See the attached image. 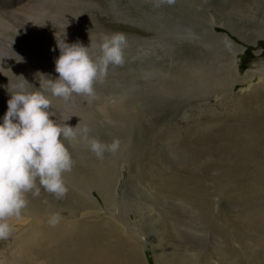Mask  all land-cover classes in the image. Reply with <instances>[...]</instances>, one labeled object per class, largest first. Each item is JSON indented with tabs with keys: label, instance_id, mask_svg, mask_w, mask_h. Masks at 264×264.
<instances>
[{
	"label": "rangeland",
	"instance_id": "rangeland-1",
	"mask_svg": "<svg viewBox=\"0 0 264 264\" xmlns=\"http://www.w3.org/2000/svg\"><path fill=\"white\" fill-rule=\"evenodd\" d=\"M10 1L14 0H0V7ZM233 1V7L228 8L233 9L232 16L223 9L222 20L234 23L246 37L241 36L238 28L236 32L223 24L215 26L216 32L228 35L244 47L237 53L240 77L233 92L227 91L225 71H222L223 82L216 80L210 85L207 81L192 94L161 92L152 83L154 74L141 79L146 62L166 59L181 47L186 52L193 50L199 57L203 53L207 61L215 59L216 49L210 43L208 29L197 27L199 31L190 34L189 28L178 26L171 19L172 5L165 3L157 8L152 0H23L12 11L0 13H10L0 17V46H6L12 53L0 58V123L10 98L7 88L14 89L8 81L16 79L20 84L24 78L28 84L25 87L36 91L41 87L42 77L55 79L46 72L44 64L51 61L47 66H52L54 75L57 74L54 69L60 54L57 39L70 44L79 41L87 47L90 37L95 40L101 32L125 34V62L113 66L116 69H108L105 80L94 85L95 96L73 95L65 101L46 93L52 102L48 111L55 113L50 119L59 123L67 120L65 123L73 127L79 123L81 127L93 124L115 133L113 139H120L121 148L115 154L106 152L104 155L112 156V161L117 163L114 162L115 169H112V175L120 179L117 188L115 186L117 196L129 203H140V212H145L150 219L145 217L147 222L132 226L144 230L152 239L155 232L166 233L170 250L181 260L179 264H264V136L261 135H264V100L252 91L254 88L246 89L250 83L261 81L259 77L264 74V18L261 17L264 0L260 3H256L259 0ZM229 2L222 0L225 4ZM64 6L75 16L79 28L72 33L47 34L39 19L70 21L63 15ZM215 16L217 13L203 14L199 20L208 25L210 17ZM255 34L261 35L256 44L252 42ZM222 53L229 64L233 50L222 45ZM131 86H136V90L130 91ZM123 90L130 93L129 97L141 91L138 102L129 110L135 113L132 133L129 130L127 134L135 139L130 147L124 145L128 139L120 137L128 129L124 128L125 118L121 117L123 111L119 109L120 104L126 102L120 94ZM72 103L82 105L83 114L80 111L79 114ZM84 108L89 113H84ZM142 126L146 127L144 133ZM251 142L260 145L262 152L250 149ZM64 143L71 147L69 150L78 146L81 150L80 143L73 142L70 147L67 141ZM173 173L182 184L201 191L188 197L184 191L165 190L160 179ZM94 197L103 204L98 192ZM124 214L127 218V212ZM131 217L134 219V214ZM150 227L158 231L150 232ZM8 239L0 240V249L9 247ZM142 254L146 264H158L151 244L144 247ZM0 262L5 261L0 259Z\"/></svg>",
	"mask_w": 264,
	"mask_h": 264
},
{
	"label": "bare ground",
	"instance_id": "bare-ground-1",
	"mask_svg": "<svg viewBox=\"0 0 264 264\" xmlns=\"http://www.w3.org/2000/svg\"><path fill=\"white\" fill-rule=\"evenodd\" d=\"M22 1L23 0H14L8 2L4 6L0 7V13L12 11L13 8L18 7ZM229 1L227 0L229 3L225 4L222 3V0H206L207 3L203 2V0H175V3L172 4L173 14L171 19H174L178 26H186L189 28L190 34H192V32L197 33V31H199L197 30V27L208 29V37L209 40H211L210 43L216 49L214 52L215 59L212 61H207V56L205 57L203 53L202 56L199 57L196 53L192 52L193 50L191 53L190 51L186 52L182 50V47L180 49L177 48L178 51L174 55H171L170 53L166 59L162 58L163 60H155L153 58L154 61H150L149 63L146 62V65L141 71L143 73L141 75V79L145 80L146 77H151L152 74H154V77L152 76V83L157 89H160L161 92L171 93L173 91H183L184 94H192L198 88L204 87V83L207 81H209L210 85H213V81H222V71H225L224 75L227 80L226 86H228L227 91L233 92L235 84L238 82L240 77L237 65V53L243 51L244 47L235 42L228 35L216 32L215 26H222L223 24L233 28L232 30L235 29L236 32L238 28V32L242 34L241 36H243V38L246 36H244L245 33H243L239 27L235 26L234 23L224 18L223 19L226 22H223L222 20V16L224 15L222 14L223 9H227L225 14L232 16L233 9L228 8L233 7L232 5L234 4V1ZM239 2L241 3L242 0H239ZM258 2L260 3V0L256 1V3ZM62 10L63 15L67 16L69 18L68 20L70 21H50L49 18L45 17L39 19L42 20L39 23L40 26L47 34H57L61 32L72 33L74 30L79 28L78 25L75 24V16L73 15L72 17L68 6L62 7ZM213 13H217V16L210 17L208 25L199 20L201 15H212ZM9 14L10 13L0 14V17L8 16ZM255 15L260 17L258 16L257 12H255ZM263 16L261 17L264 18ZM162 25L164 24L162 23ZM259 36L261 35L255 34L253 37L254 39L252 42L254 44L257 43L258 38H260ZM239 38H241L240 35ZM222 45L224 47L228 46L229 49L233 50V55L231 58L232 61L230 60L231 62L229 64L225 60L226 56H222ZM8 55H12L11 51H8L7 47L4 45L0 46V58H7ZM49 62L51 61H48L44 64V68H46V72H48L50 76L57 78L58 73L54 75L52 66H47ZM110 67L116 69L117 66L113 67L110 65L109 69ZM250 78L253 79V76ZM259 78H262V80L258 83H250L246 89L252 90L254 88L252 91L258 93L262 97V101L264 100V74ZM246 79L244 78L243 80ZM224 80L225 79H223V81ZM8 83L11 88H15V86L18 85L16 79L8 81ZM135 87L136 86H131L130 91H135ZM222 88L223 87H221V89ZM139 90H141V88ZM215 93L217 94L219 92L217 91ZM120 94L122 95L123 99L126 100V102L123 101V105L122 103L120 104L119 109L123 111L121 117L125 118L124 120L126 127L124 128H128L127 131L124 129V131H126L123 132L125 135L120 137H126L128 141L127 143H124V145L126 147H130L131 143L135 142V139L132 134H127L130 128L134 126L131 122H133V119H135V113L132 111L130 112L129 110H132V106H135V103L138 102V97H141V91H139V94H135L136 96L131 95V97H129L130 93L127 94L125 90L121 91ZM77 97L79 98L80 96L77 95ZM144 97L147 99L149 98L147 94H145ZM133 100L135 102H133ZM74 105L75 106H71L73 108L75 107L77 112L80 114V108H82V105ZM110 107L111 106H109V108ZM110 109L112 110L113 107ZM104 110H108V108H104ZM83 111L84 113H89L85 108ZM131 113L134 115V117L131 116ZM129 114L131 115L129 116ZM91 117H94V115ZM77 121L73 122L76 124ZM89 128L91 129V136L97 137L105 143L111 142L115 136V133L110 131L109 133L107 131L108 129L105 130L99 126L94 127L93 124ZM145 129L146 127H143V133L145 132ZM261 135L264 136L263 134ZM80 144L81 150L78 148L79 146L76 147V149L73 147V149L69 150L72 156L73 166L70 171L64 173V180L68 188L66 197L64 199L57 200L52 194L47 193L43 189H41L39 196L34 197L31 194L28 195L27 198L29 203L27 208L23 210L21 217L19 219L13 218L9 221L13 227V233L8 239L9 247L0 249V259H4L5 261L3 263L0 262V264H146L142 251L147 244L152 245L158 264H166L168 261L171 262V264H179L181 260L179 258H175L172 250H170L171 245L167 242L168 237L166 233H160L158 229H153L150 227V232H154L155 230L158 231L157 233L155 232L156 235L154 233L152 239L147 237L148 235H146L144 230H141L139 227L134 228V226H132V224H137V222L140 224L141 221L147 222L146 218L148 220L150 218L145 212H140L141 206L139 205L140 203L138 201L135 200L136 202L131 201V203H129L126 201V199H124V201L120 199L121 197L119 198L117 196L116 188L120 179L117 180V177L112 175V169H115L114 165L117 164L115 161H112L114 158L112 156L110 157L109 155H104L103 159H98L95 154L89 150L86 144L83 142H80ZM248 146L250 149L258 153L262 152L263 150L262 147L255 142L249 143ZM160 184H162V186L164 185L163 188H166L165 190L169 192L184 191L188 197H192L194 193L201 191L199 188L182 184L179 177L175 173L168 175L167 178L160 179ZM95 192H98L103 204H101L102 202H98L99 199L97 200L94 197ZM195 198L197 199V197ZM50 212L61 213L62 218L54 227L48 223ZM124 212H127V218L125 217ZM132 214H134L136 220L135 218L133 219V217H131ZM22 226H24V228ZM25 226L27 228L26 230ZM21 233L24 234L20 235Z\"/></svg>",
	"mask_w": 264,
	"mask_h": 264
},
{
	"label": "clouds",
	"instance_id": "clouds-1",
	"mask_svg": "<svg viewBox=\"0 0 264 264\" xmlns=\"http://www.w3.org/2000/svg\"><path fill=\"white\" fill-rule=\"evenodd\" d=\"M152 2L158 8L165 3L172 5L175 0ZM57 47V78L42 77L36 91L25 87L24 78L14 89L7 88L10 98L0 123V240L12 235L9 221L21 217L29 194L39 196L43 189L57 200L66 197L64 173L71 170L73 160L64 141L69 145L83 142L98 159H103L106 152L115 154L120 147L118 138L105 143L91 136L87 125L72 127L65 123L67 120L59 123L50 119L55 113L48 111L52 102L46 93L65 101L73 95L94 97V85L105 80L109 66L125 62V34L101 32L95 40L90 37L87 47L79 41L70 44L57 39ZM61 218V213L50 212L48 223L54 227Z\"/></svg>",
	"mask_w": 264,
	"mask_h": 264
}]
</instances>
